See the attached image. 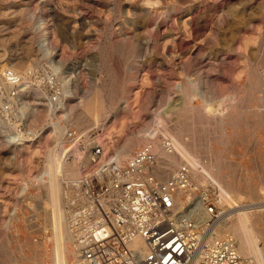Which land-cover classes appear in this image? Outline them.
I'll return each instance as SVG.
<instances>
[{
    "label": "rangeland",
    "instance_id": "1",
    "mask_svg": "<svg viewBox=\"0 0 264 264\" xmlns=\"http://www.w3.org/2000/svg\"><path fill=\"white\" fill-rule=\"evenodd\" d=\"M263 42L264 0H0L5 99L7 71L22 79L13 108L0 111V264L54 263L72 179L61 166L80 163V150L137 143L131 155L160 148L161 135L185 142L171 166L210 159L197 180L222 185L230 230L240 242L246 213L264 249L263 92L252 87L257 68L264 77ZM204 103H221L223 116Z\"/></svg>",
    "mask_w": 264,
    "mask_h": 264
},
{
    "label": "built area",
    "instance_id": "2",
    "mask_svg": "<svg viewBox=\"0 0 264 264\" xmlns=\"http://www.w3.org/2000/svg\"><path fill=\"white\" fill-rule=\"evenodd\" d=\"M7 77L0 111L12 109L11 98L20 94L21 77L12 70ZM67 137L81 142L74 131ZM158 138L161 150L151 141L127 159L102 141L80 150V175L64 180L62 195L75 263L254 264L229 228L231 205L222 185L210 176L197 180L210 159L171 166L176 144Z\"/></svg>",
    "mask_w": 264,
    "mask_h": 264
},
{
    "label": "bare ground",
    "instance_id": "3",
    "mask_svg": "<svg viewBox=\"0 0 264 264\" xmlns=\"http://www.w3.org/2000/svg\"><path fill=\"white\" fill-rule=\"evenodd\" d=\"M262 51H263V54H262V60L264 59V42H263V46H262ZM261 61V60H260ZM264 62V61H262ZM262 65V64H261ZM257 68V67H256ZM253 76H254V82L252 83V87L254 89H257L259 91V89L263 92L262 95L260 96L259 98V102H260V106H262V113H260L259 115L261 116V120L260 122L262 124H264V77L263 74L261 72H259L258 68L254 71L253 73ZM188 86V85H187ZM195 86V84H194ZM193 84L189 85L188 87V91H189V94L191 92V94L194 95V92L196 93V88H194ZM251 87V86H250ZM184 88H187V87H184ZM251 88V89H253ZM187 90V89H185ZM188 91L187 94H188ZM185 92V91H184ZM186 94V96H188ZM195 96V95H194ZM190 97V96H189ZM188 98V97H187ZM237 99V98H236ZM95 101V100H94ZM97 102V100H96ZM222 102V101H221ZM237 103V102H236ZM98 104V102L96 103ZM215 103H204V108H205V111H207L208 113H212L214 112L215 110H219L220 112V108H219V104L221 106V103H217L218 105L215 107L214 106ZM239 106H240V103H238ZM237 104V105H238ZM94 105V104H93ZM236 105V106H237ZM96 106V105H94ZM223 106V104H222ZM217 107L219 109H217ZM238 107V106H237ZM237 107H233V108H237ZM93 108V107H92ZM97 108V107H96ZM224 108V106H223ZM225 109V108H224ZM90 110V109H89ZM239 110V109H238ZM92 112V110H90ZM97 111V110H96ZM94 112V111H93ZM168 112V111H167ZM206 112V113H207ZM97 113V112H96ZM207 113V114H208ZM225 112H223L224 114ZM240 113V112H239ZM209 114V115H210ZM215 114V112H214ZM217 114H218V111H217ZM221 114V112H220ZM93 115V113H92ZM91 115V116H92ZM216 115V114H215ZM219 115V114H218ZM95 116V112H94V115ZM214 116V115H212ZM221 116H223L221 114ZM220 116V117H221ZM230 116V114H229ZM78 117V120L79 119H82L81 116H77ZM85 117V116H84ZM90 117V115H89ZM170 117V116H169ZM232 117V115H231ZM77 120V121H78ZM224 120V119H223ZM233 120V119H232ZM222 122V121H221ZM225 123V122H223ZM82 132H80L81 134ZM86 136V135H85ZM150 136V135H149ZM81 137V135L79 136ZM151 137V136H150ZM155 137V136H154ZM87 138V137H86ZM91 138V137H90ZM93 138V137H92ZM91 138V139H92ZM179 138V137H178ZM99 139V138H98ZM81 140V139H80ZM96 140V139H95ZM100 140V139H99ZM136 140V139H135ZM175 144H176V148H177V152L170 157V159L173 161L174 158H176V156L180 155V153H182L184 150H185V146L183 143L185 142H182L181 139H173ZM85 141L86 144H90L88 142V140H83ZM155 141V140H154ZM76 142V141H75ZM136 142V141H135ZM154 143V142H153ZM156 143V142H155ZM154 143V144H155ZM160 143V142H159ZM135 144L137 143H134V142H129L125 147H124V150L122 153H119L120 157H124L126 159V157H129V151L133 149V147L135 146ZM156 148L158 150H161V147L159 148L158 145H156ZM57 151V150H56ZM63 151V150H62ZM58 153V152H57ZM56 153V154H57ZM163 155L166 156V154L162 151L161 152ZM80 155V154H79ZM53 158V157H52ZM123 158V159H124ZM197 158H195L194 160H196ZM185 160H188L187 158L183 157V159L180 161H185ZM190 161V160H188ZM51 163H56V160L52 159L51 160ZM58 163V162H57ZM59 166H61V162L59 164ZM208 167V165L206 166ZM206 167H203V168H206ZM62 168V171L64 173L65 176L69 177V178H72V179H75L77 178L79 175H80V171H81V167H80V163H78V161L76 159H73L72 161L70 162H66L64 163V165L61 166ZM52 173V172H51ZM200 174V173H199ZM198 174V175H199ZM53 181H51V183L53 184L54 186V183L56 182V178H52ZM51 184V186H52ZM59 184V183H58ZM57 184V185H58ZM53 188V187H52ZM50 192V191H49ZM50 196V194H49ZM62 197V195H61ZM60 197V198H61ZM62 199V198H61ZM51 201V200H50ZM53 202V201H52ZM54 204V203H53ZM51 205V204H50ZM63 205V204H61ZM60 206V205H59ZM264 206V204H261V205H258L257 207H262ZM256 207V208H257ZM242 209V208H241ZM53 210V209H52ZM240 210V208L238 209ZM63 212V211H62ZM58 213V212H57ZM237 216H238V226H236V230L241 234V240L239 242V248H240V251L241 253L245 256V257H248L250 259L253 260L254 264H264V249L263 247H261L260 245V242L261 240L257 237L255 231H254V228L251 224V221L249 219V217L246 215V213L240 211L237 213ZM62 226H61V231L58 230V232L56 233L57 234V243L55 245V250H54V263L53 264H69V258L68 257H72L73 259H76V256H75V253L71 250V241H72V237H71V234H70V231L68 229V225H67V222L65 220V217H64V213H62ZM61 221V220H60ZM54 224V223H53ZM57 224V223H56ZM56 241V240H55ZM54 246V245H53ZM2 247V246H0ZM1 249V248H0ZM3 249V247H2ZM70 255V256H69ZM75 263V261H74ZM71 264V263H70ZM76 264V263H75Z\"/></svg>",
    "mask_w": 264,
    "mask_h": 264
}]
</instances>
